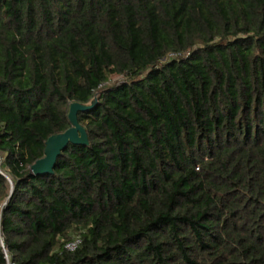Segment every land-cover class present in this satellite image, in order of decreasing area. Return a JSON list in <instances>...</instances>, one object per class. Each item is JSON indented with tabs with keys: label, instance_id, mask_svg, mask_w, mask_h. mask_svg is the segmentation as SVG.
<instances>
[{
	"label": "trees",
	"instance_id": "1",
	"mask_svg": "<svg viewBox=\"0 0 264 264\" xmlns=\"http://www.w3.org/2000/svg\"><path fill=\"white\" fill-rule=\"evenodd\" d=\"M0 151V264H264V0H0Z\"/></svg>",
	"mask_w": 264,
	"mask_h": 264
},
{
	"label": "water",
	"instance_id": "2",
	"mask_svg": "<svg viewBox=\"0 0 264 264\" xmlns=\"http://www.w3.org/2000/svg\"><path fill=\"white\" fill-rule=\"evenodd\" d=\"M98 97V94H95L88 103H70L67 114L70 126L62 132L50 135L45 140L43 156L34 161L29 167L31 174L42 175L46 173H52L54 164L58 156L68 144H88L86 131L78 123L77 114L78 112H82L92 108L96 104Z\"/></svg>",
	"mask_w": 264,
	"mask_h": 264
},
{
	"label": "built area",
	"instance_id": "3",
	"mask_svg": "<svg viewBox=\"0 0 264 264\" xmlns=\"http://www.w3.org/2000/svg\"><path fill=\"white\" fill-rule=\"evenodd\" d=\"M3 160H4V155L0 151V173L6 178L8 183H11L10 176L7 174V172L5 170L2 169ZM78 243H79V240L75 239L74 241L67 243L65 245V248L68 250H73ZM5 259H6V264H13L9 261V258H8V255L6 254V252H5Z\"/></svg>",
	"mask_w": 264,
	"mask_h": 264
}]
</instances>
